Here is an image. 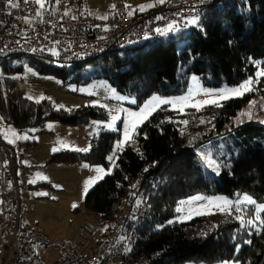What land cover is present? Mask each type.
Listing matches in <instances>:
<instances>
[{
  "label": "trees",
  "instance_id": "obj_1",
  "mask_svg": "<svg viewBox=\"0 0 264 264\" xmlns=\"http://www.w3.org/2000/svg\"><path fill=\"white\" fill-rule=\"evenodd\" d=\"M7 1L0 0V21ZM58 1L44 0V5ZM199 15L198 27L111 50L97 59L71 64L70 70L65 64L29 58L35 59L40 73L62 78L79 74L86 63L92 64L94 70L87 78L109 80L118 91L134 95L138 104L154 93H182L190 74L199 76L204 85L220 87L254 79L258 64L264 69V0H215ZM23 67L21 61L0 66V115L15 127L105 119L100 108L66 111L45 101H7L4 90ZM257 94L253 89L240 98L199 111L158 107L137 129L133 142L115 151L112 171L87 192L84 205L94 215L111 221L123 212L130 191L139 186L147 203L140 223L130 228L129 264H264V223L258 227L247 224L249 207L254 215L253 204L240 211L242 220L229 217L230 210L175 220L179 202L195 194H220L231 199L248 194L255 203L264 205V125L244 122L228 136L219 135L228 120ZM118 139V132H101L93 137L88 152L61 151L52 154L50 161L86 162L108 169V157ZM213 139L228 149L216 176L205 172L196 153ZM261 219L264 221V211Z\"/></svg>",
  "mask_w": 264,
  "mask_h": 264
},
{
  "label": "rangeland",
  "instance_id": "obj_2",
  "mask_svg": "<svg viewBox=\"0 0 264 264\" xmlns=\"http://www.w3.org/2000/svg\"><path fill=\"white\" fill-rule=\"evenodd\" d=\"M55 3L60 11L67 13L69 16L74 15L77 10H82L91 19L102 22L105 19L100 17H107L108 10L127 15L131 11L132 15H134L141 11L139 6L155 5L157 0H59ZM149 8L146 7L145 10ZM178 33L179 30L169 32L165 37L176 36ZM177 38L179 39L180 36H177ZM13 61L23 62L24 67L22 73L14 76L10 86L4 90V96L7 101L15 102L20 98H24L37 103L36 100L38 98L44 97L39 103L45 101L56 109L59 105H63L64 107L61 109L66 111L81 109L87 112L92 108H100L106 115L105 119H90L86 123L71 125L58 121H46L42 125L26 128H17L8 119L0 115V138L14 158L17 181L22 189V200L19 207L20 225L31 230L41 229L51 242L76 239L79 226L96 219L95 215L85 208V195L107 173L111 172L115 165V158H113L114 163L111 161L108 169L99 164L86 162H52L50 161L52 154L61 151L88 152L91 148L93 137L101 132L119 133V139L114 145L115 149L119 142L125 140V114L139 112L154 97L166 100L188 97L182 104H162L159 106H168L173 110L184 112L187 109L197 111V107L201 110L206 106L216 105L210 102L204 103L205 101L215 100L219 104L229 99L240 98L250 92H244L243 95H230L227 99H221L218 95L220 92L237 88L241 84H223L220 87H212L204 85L199 76L190 74L186 88L182 93L166 95L154 93L138 104L134 95L118 91L109 80L87 78L89 73L94 70L92 64L86 63L79 74L68 73L69 75L62 78L52 73H40L36 69L35 59L33 58L22 56ZM50 66L54 67L55 64H50ZM257 66L256 77L248 80L253 81L250 87L252 90L258 91V94L252 96L248 105L240 109L234 117L228 120L223 131L219 134L220 137L228 136L235 127L244 122L254 121L264 125V123H261V121H264V76L257 75L264 69L260 68V64ZM70 68L71 66L68 65L67 70H70ZM28 69H31V71H28ZM193 77L196 79L194 80ZM29 97H32V99H29ZM249 110L251 111V119L241 115V113H247ZM152 113L153 111H151ZM151 114L142 123H138L134 131H130L131 139L125 142L123 146L133 142L137 129L149 119ZM113 115H119L121 119L117 120L113 127L109 128L107 125ZM9 128L18 135L27 134L29 138L15 139L10 133L5 138L4 133ZM30 129L35 131H29ZM9 139L14 140V143H9ZM54 148L57 150L53 151ZM85 148L88 151L77 150ZM196 153L198 154V159L204 165L205 172L208 175L216 176L218 175L217 171H214L212 167L206 166L204 158L207 157L214 160L219 165V173L222 158L228 154V149L225 145L223 146L222 143L218 144L213 139L211 143L198 147ZM110 156L114 157V152ZM97 168H102L105 171L98 173L96 171ZM90 179H95V182L88 187L85 193V181ZM38 193H46V195H38ZM194 197H200L201 199H193ZM245 197L253 201L248 194H242L232 199L220 194H195L179 202L176 207L177 215L175 220L178 222L187 221L196 216L222 211L221 209L229 211L232 207H236L239 210V215L235 217L228 212V216L242 220L243 215L240 211L244 209L245 205H250ZM225 201L228 203L225 204ZM73 204L77 206L73 207ZM252 204L254 206V215L252 217V208L249 207L247 216L251 215L249 218L252 221L251 224L254 227H258L261 225V212L264 210L258 212L257 206L262 204ZM178 208L180 211H177ZM244 220L248 219L244 218ZM36 251L46 263L54 262L58 256L54 249L46 250L41 246H37Z\"/></svg>",
  "mask_w": 264,
  "mask_h": 264
},
{
  "label": "built area",
  "instance_id": "obj_3",
  "mask_svg": "<svg viewBox=\"0 0 264 264\" xmlns=\"http://www.w3.org/2000/svg\"><path fill=\"white\" fill-rule=\"evenodd\" d=\"M214 1L165 0L159 8L134 16L108 10L107 19L102 22L82 10L65 15L55 2L41 9L35 0H12L18 5L15 8L7 1L0 21V66L22 56L46 59L56 65L78 64L111 50L158 41L161 35L156 29L171 23L179 31L187 30L191 27L185 26L187 19ZM37 10L41 11L40 16L36 15ZM52 50L58 55H53ZM21 200L13 158L0 138V264H129L130 228L140 223L147 203L136 186L130 191L123 212L113 220L98 216L79 226L76 239L51 242L41 229L21 227ZM230 214L238 216L239 210L232 207ZM37 246L54 249L57 259L44 262Z\"/></svg>",
  "mask_w": 264,
  "mask_h": 264
},
{
  "label": "snow or ice",
  "instance_id": "obj_4",
  "mask_svg": "<svg viewBox=\"0 0 264 264\" xmlns=\"http://www.w3.org/2000/svg\"><path fill=\"white\" fill-rule=\"evenodd\" d=\"M24 2L25 3H28L29 0H24ZM35 2L40 5V8L41 9H43V7H44V0H35ZM164 2H165V0H157V3H161L162 4ZM8 3L13 8L18 7L17 4L12 3V0H8ZM154 6L155 5H153V4H149V5H146V6L142 5V6H139V7H140V10L141 11H144L146 9V7H154ZM126 7H128V6L126 5ZM132 14L133 13L131 11L128 12V15L129 16H131ZM36 15L37 16H40L41 15V11L40 10H37ZM65 15H67V13H65ZM100 18L107 19V17H100ZM157 19H160V17H157ZM199 19H200V15H199V13H196V15H194L193 17L187 19V23H186L185 26H197L198 27L199 26ZM25 22L26 23L29 22L27 18H25ZM177 30H178V26H174L173 24L170 23L164 29H156V32L158 34H160L161 36H167V34L169 32H175ZM145 38H148V37L146 36ZM52 54L53 55H58V53L55 50H52ZM28 71H31V69H28ZM257 75L258 76H264V71L259 72ZM193 79L195 80L196 78L193 77ZM252 83H253L252 80L245 81L239 87L234 88V89L223 90L218 95L220 96L221 99H227V98H229L230 95H243L244 92H247V91H251L252 90L251 87H250V85ZM29 99H32V97H29ZM41 99H44V97L38 98L36 100V102L39 103ZM187 99H188V97H180V98H177L176 100H166V99H160L159 97H154L153 100L151 102L147 103L143 108H141V110L139 112H129V113H126L125 114V118H124V123H125L124 136H125V140L119 142L116 145V148L114 149V154H115V151H119V150L122 149L123 144L125 142H127V141H129L131 139L130 131H134L138 123H142L144 120H146L148 118V115L151 114V111H155L156 107H159L162 104H182ZM209 102L210 103H215V104H217V106H220L217 103V101H215V100H213V101H205L204 103H209ZM63 107H64L63 105H59V106H57V109L59 110V109H61ZM250 109H251V105H250ZM197 111H199V107H197ZM241 115L247 116L248 119H251L252 118L251 117V111L250 110L247 113H241ZM120 119H121V117L119 115H113L111 117V121L109 122V124L107 125V127H109V128L113 127V125L115 124V122L117 120H120ZM184 123H187V121H185ZM201 123H203V121H201ZM261 123H264V121H261ZM29 131H35V130L34 129H30ZM9 133L11 134V136H14L15 139H28L29 138L27 136V134L18 135L11 128H9L7 130V132L4 133L5 138L8 137V134ZM8 142L9 143H14V140L9 139ZM56 150L57 149H55V148L53 149V151H56ZM77 150L78 151H88L87 148H85V149H77ZM108 159L110 161H113V157L112 156H109ZM204 159H205L206 166L212 167L213 170L214 171H217V174H219L218 173V167H219V165H217L216 162L214 160H212L211 158L205 157ZM113 163H114V161H113ZM96 171L98 173H102L105 170L102 169V168H97ZM145 171H147V169H145ZM99 178H102V177H99ZM30 182H32V181H30ZM94 182H95V179H90L88 181H85V189H84V192L85 193L87 192L88 187L92 183H94ZM133 187H135V185H133ZM38 195H46V193H38ZM193 199H201V198L200 197H194ZM245 199L250 204L255 203L254 201H252L248 197H245ZM224 203L227 204L228 202L225 201ZM76 206L77 205L73 204V207H76ZM221 210H223V209H221ZM261 210H264V205H258L257 206V211L259 212ZM177 211H180V209L178 208ZM169 223H172V221H169ZM248 223L251 224L252 221L249 220ZM261 223H264V221H262Z\"/></svg>",
  "mask_w": 264,
  "mask_h": 264
},
{
  "label": "crops",
  "instance_id": "obj_5",
  "mask_svg": "<svg viewBox=\"0 0 264 264\" xmlns=\"http://www.w3.org/2000/svg\"><path fill=\"white\" fill-rule=\"evenodd\" d=\"M162 4L161 3H156L155 4V6L154 7H150L149 9H147V10H145V11H140V12H137V13H135L134 15H137V14H141V13H145V12H147V11H151V10H155V9H157V8H159L160 6H161ZM134 15H131V16H134ZM12 156V155H11ZM13 158V157H12ZM13 161H14V158H13ZM15 162V161H14ZM15 163H14V170H15ZM15 174H16V171H15ZM16 178H17V176H16ZM98 217V215H95V218H97Z\"/></svg>",
  "mask_w": 264,
  "mask_h": 264
}]
</instances>
